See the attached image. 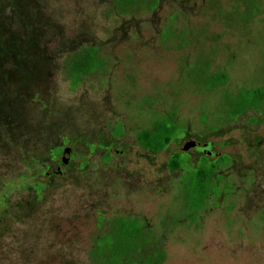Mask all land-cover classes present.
Returning <instances> with one entry per match:
<instances>
[{"label": "rangeland", "instance_id": "rangeland-1", "mask_svg": "<svg viewBox=\"0 0 264 264\" xmlns=\"http://www.w3.org/2000/svg\"><path fill=\"white\" fill-rule=\"evenodd\" d=\"M20 4L16 21L0 12V264H94L121 217L160 239L163 264H264V108L229 114L242 87L264 89V0ZM91 45L102 66L73 86L64 62ZM164 117L170 144L142 147ZM211 163L193 209L194 173Z\"/></svg>", "mask_w": 264, "mask_h": 264}, {"label": "trees", "instance_id": "trees-1", "mask_svg": "<svg viewBox=\"0 0 264 264\" xmlns=\"http://www.w3.org/2000/svg\"><path fill=\"white\" fill-rule=\"evenodd\" d=\"M138 1L140 0H120L125 8L133 7ZM20 3L22 0H0V12L8 13L9 10V14H13L14 21H16L19 15L15 9L24 5ZM5 21V17L0 15V27ZM2 46L0 42V54L3 51ZM101 66L102 58L99 48L91 45L84 46L70 54L64 62L63 71L71 84L76 86L80 84L83 76L100 69ZM225 79V74L213 76L210 80L211 85L216 86ZM260 107L264 108V89L242 87L238 95L232 99L229 114L238 116L248 109H260ZM176 128V124L170 118L164 117L156 120L151 129L139 132L137 139L142 147L150 151L161 152L172 141ZM181 159L182 155L175 153L168 162L169 168L171 170L180 168ZM215 168V164L211 163L195 171L193 184L188 194L191 208L198 210L203 205L214 184ZM21 179L23 184L26 179ZM0 205H2L1 202ZM142 228L143 225L138 219L116 218L112 228L95 240L94 248L90 252L94 264H163L167 254L161 246L160 239L148 233L146 235Z\"/></svg>", "mask_w": 264, "mask_h": 264}, {"label": "water", "instance_id": "water-1", "mask_svg": "<svg viewBox=\"0 0 264 264\" xmlns=\"http://www.w3.org/2000/svg\"><path fill=\"white\" fill-rule=\"evenodd\" d=\"M183 148L185 150H189V149H196L199 150L203 153H209V149L208 146L205 144H201L200 142L196 141V140H192V139H187L183 145ZM70 158V154L69 152H67V150L64 151L63 156H62V160L64 163H67L69 161Z\"/></svg>", "mask_w": 264, "mask_h": 264}, {"label": "flooded vegetation", "instance_id": "flooded-vegetation-1", "mask_svg": "<svg viewBox=\"0 0 264 264\" xmlns=\"http://www.w3.org/2000/svg\"><path fill=\"white\" fill-rule=\"evenodd\" d=\"M51 173H54V172H52L51 170L50 171H47V174L48 175H50Z\"/></svg>", "mask_w": 264, "mask_h": 264}]
</instances>
